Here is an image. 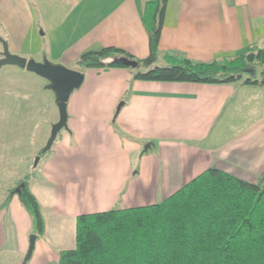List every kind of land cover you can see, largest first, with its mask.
I'll list each match as a JSON object with an SVG mask.
<instances>
[{"label":"crops","instance_id":"crops-1","mask_svg":"<svg viewBox=\"0 0 264 264\" xmlns=\"http://www.w3.org/2000/svg\"><path fill=\"white\" fill-rule=\"evenodd\" d=\"M148 1L0 0V58L5 42L14 55L47 58L80 70L85 79L67 102L68 128L29 183L45 220L37 240L47 264H58L60 252L76 247L80 214L160 203L209 168L264 182L263 85L141 81L133 77L135 65H75L85 51L108 47L148 57L142 19ZM164 18L160 65L166 53L211 62L264 49V0H169ZM18 68L6 69L32 73ZM17 86L22 92L23 84ZM20 98L14 111L19 126L26 118L23 93ZM0 104L1 111L9 109L7 97L0 96ZM7 208L17 210L14 219L30 234L31 217L21 201L13 198ZM2 215L0 246L11 237Z\"/></svg>","mask_w":264,"mask_h":264},{"label":"trees","instance_id":"trees-1","mask_svg":"<svg viewBox=\"0 0 264 264\" xmlns=\"http://www.w3.org/2000/svg\"><path fill=\"white\" fill-rule=\"evenodd\" d=\"M168 1L145 5L148 57L108 47L82 53L77 68L135 65L133 77L141 81L214 85L242 80L264 86L262 48L211 62L166 53V65L157 64ZM259 66L260 78H252L248 70ZM29 182L19 183H24L19 198L30 213L34 234L42 236L45 220ZM9 205L7 200L1 207ZM76 230V247L60 252L58 264H264V182L249 183L209 168L160 203L80 214Z\"/></svg>","mask_w":264,"mask_h":264},{"label":"rangeland","instance_id":"rangeland-1","mask_svg":"<svg viewBox=\"0 0 264 264\" xmlns=\"http://www.w3.org/2000/svg\"><path fill=\"white\" fill-rule=\"evenodd\" d=\"M8 66L5 65L0 72V96H3L5 100L7 97L9 107V109L0 110V216L3 211H7L6 216L2 215V218L11 237L7 235L0 246V264H13L18 261L23 264L26 253L21 258L19 251L25 248L26 241H29L30 236L34 234L33 222L31 219L28 222L30 224L29 234L28 230H22L25 222H19L18 225V220L14 219L17 216V210L12 209V211L1 206L7 200L11 202L13 198L20 200L16 191L20 187L21 180L30 179L31 181L34 176L39 175V161L45 153L42 156L39 155L43 152L50 136L51 126L59 120V115L57 103L53 102V92L46 88L39 77L29 72H24L26 73L24 74L19 71H7ZM259 70L261 71L260 66L256 69L257 76ZM5 81L7 85L2 84ZM20 83L23 84L22 92H20V87H16V85L21 86ZM22 93L26 118H22L21 126H19L20 118L16 117L14 111L17 112V102L21 101ZM38 157L40 159L36 165L35 161ZM115 208L122 207L116 205L113 209ZM26 211L30 214L28 209ZM32 255L26 264H47V254L40 249L38 240Z\"/></svg>","mask_w":264,"mask_h":264},{"label":"water","instance_id":"water-1","mask_svg":"<svg viewBox=\"0 0 264 264\" xmlns=\"http://www.w3.org/2000/svg\"><path fill=\"white\" fill-rule=\"evenodd\" d=\"M5 65L17 66L21 69H25L36 74L38 77L44 78L49 84L46 86L51 92L55 93V103H57L58 113L60 115L59 120L51 126L50 136L48 141L43 148L44 152L50 151L55 140L57 139L58 134L68 128V113L67 106L68 100L75 89L79 88L85 81L84 74L77 69H71L64 65L53 64L47 58H44L43 61L37 62L34 59H25L18 55H14L10 52L7 44L4 42V52L0 58V69ZM251 72L252 78H257V72L253 70H248ZM148 147V146H147ZM146 147V148H147ZM40 157L36 159V165H38ZM24 183H21L20 187L17 189V193L20 195ZM37 240V234H32L29 238V248L26 252V257L23 264H26L31 257L33 256V251L35 249Z\"/></svg>","mask_w":264,"mask_h":264}]
</instances>
